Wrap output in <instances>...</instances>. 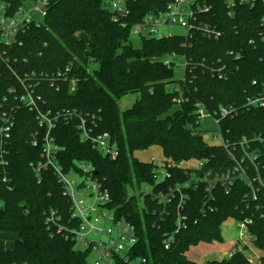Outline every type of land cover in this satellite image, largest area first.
Returning a JSON list of instances; mask_svg holds the SVG:
<instances>
[{
    "label": "trees",
    "instance_id": "trees-1",
    "mask_svg": "<svg viewBox=\"0 0 264 264\" xmlns=\"http://www.w3.org/2000/svg\"><path fill=\"white\" fill-rule=\"evenodd\" d=\"M18 7L23 0H6ZM47 15L39 27L31 26L18 37L19 43L7 51L12 67L18 73L36 72L66 74L67 82L58 90L48 84L38 85L43 94V111L63 109L94 115L97 132H107L116 142L119 156L112 161L81 142L76 123H58L52 135L61 148L58 159L65 169L76 161L91 163L97 175L104 179L117 215L134 225L138 242L133 257L146 264H196L187 252L199 244L222 243L221 225L229 219H249L250 242L260 252L264 264V143L252 141L264 138V108L245 107V96L255 93L264 84V30L260 18L264 9L239 6L233 17H227L222 0L213 2L205 15L223 35L218 40L206 39L197 33L190 37L141 38L139 48L130 44L132 26L153 12L164 10L173 0H138L130 6L131 16L124 27L105 8L107 0H47ZM260 1V0H259ZM253 41L252 44L249 42ZM233 51V56L227 52ZM182 57L186 68L183 79H174V64L164 65L166 57ZM235 56L238 59L235 60ZM220 59L226 63L228 77L218 80L204 70ZM95 64L96 68L91 69ZM208 69V68H206ZM75 81L70 92L68 80ZM252 81L258 87L252 86ZM18 85L4 65L0 66V117L5 107L17 102L8 90ZM138 94V99L123 112L118 103L125 96ZM175 98L184 102L176 106ZM198 105L213 115L220 107H234L236 115L220 119L219 134L230 144L240 161L238 142L245 138L247 151L254 154L251 162H242L256 190L243 180H236L228 194L218 184L204 209L205 183L189 191L185 213L187 227L174 235L172 246L165 250V235L174 233V204L167 214L148 196L131 195L142 185L153 184L154 165L135 157L136 153L158 148L171 178L159 190H166L188 178L190 169L177 170L175 165L201 164L199 176L232 170L235 162L225 149L207 144L199 132L196 114ZM33 112L20 107L7 144L0 148L5 165H0V233L12 234L15 241L8 249L0 239V264H90L88 252L78 250L75 243L56 229H47L45 213L58 210L61 224L70 218L69 204L53 173L48 169L36 176L30 163L40 160L41 141L32 145L31 137L40 128ZM186 172V173H185ZM261 180V183L259 182ZM257 178V179H254ZM242 249L230 257L207 264H250Z\"/></svg>",
    "mask_w": 264,
    "mask_h": 264
},
{
    "label": "built area",
    "instance_id": "built-area-1",
    "mask_svg": "<svg viewBox=\"0 0 264 264\" xmlns=\"http://www.w3.org/2000/svg\"><path fill=\"white\" fill-rule=\"evenodd\" d=\"M138 0H107L106 9L111 13L114 20L121 26L128 24L131 16L130 6ZM223 8L227 17H233L235 9L241 6L253 8L260 4L264 9V0H222ZM213 2L208 0H173L169 2L164 10H159L146 15L139 23L132 26L131 36L141 39L143 36L155 37L159 29L163 27H178L183 30L182 36L190 37L194 34H201L206 39L218 40L223 35L222 31L205 19L213 9ZM47 0H23L18 7H14L6 0H0V66L4 65L17 80L18 85L8 90V94L17 102L13 106L5 107L0 117V148L7 144L10 139L11 131L14 127L15 114L20 107L27 109L35 114V119L40 128V132L32 135V145L36 146L41 141L40 160L30 163L32 172L40 176L44 170H50L57 183L62 189V195L67 199L69 204L70 218L65 224H61V217L58 210H49L45 213V225L47 229L54 228L57 232L63 233L64 237L75 243L78 250L88 252L90 264H146L145 259L133 257L132 250L138 242V236L133 224L125 218L117 215V208L112 207V199L108 189L105 187L104 179L97 175L95 167L85 161H76L74 164L65 169L58 159V153L61 148L57 145L52 135L58 123L64 125L76 123L79 132L80 141L89 143L97 153L112 161L119 156V150L116 142L107 132H97L98 121L95 116L82 114L76 110L63 109L52 113L50 110L43 111L41 105L44 104L43 94L38 90V85L44 83L49 87L58 90L59 84L67 82L66 74L69 68L64 72L55 73H36L23 72L18 73L17 69L12 67L19 60L13 57H7V51L4 48H10L19 43L18 37L24 34L31 26L39 27L47 15ZM260 26L264 30V16L260 18ZM130 36V38H131ZM158 36L157 38H160ZM250 44L253 41L249 42ZM20 44V43H19ZM228 56H233L234 52H227ZM168 58H164V65L169 66ZM184 59V58H183ZM238 56H235V60ZM215 64L204 67L211 76L218 80H225L228 77L226 63L220 59ZM183 68H186L184 59ZM208 68V69H206ZM253 87H258L256 81H252ZM68 89L72 92L75 89V81L68 80ZM184 102L183 98H175L176 106ZM244 105L250 109L264 108V84L260 85L259 90L245 96ZM237 111L234 107H220L213 115H210L206 109L198 105L196 114L198 115L199 125L203 117L210 118L216 126L220 143L217 146L227 151L230 158L235 162L232 170L224 173L211 175L206 173L199 176L202 170L201 164L194 167H184L181 164L175 165L177 170L190 169L188 178L185 181L178 182L166 190H159V187L165 180L171 178L165 166L164 160L151 157L147 162L154 165L152 170L153 184L142 185L140 190L132 192L131 195L136 197L142 194L148 196L154 203L161 207L160 215L167 214L168 207L174 204V233L165 235L162 245L168 250L174 243V235L187 227V217L185 213L186 203L189 199V191L195 189L198 183H205V201L201 212L204 209L212 210L209 202L214 199L213 190L220 184L225 194H228L236 180L240 179L246 182L251 189L252 198L256 197V190L252 188V182L247 175V171L242 166L245 158L251 162L255 159L254 154L247 151L248 142L242 138L238 142L241 149L242 157L237 160L231 148L236 144H230L219 134L220 119L232 117ZM217 138V136H212ZM252 141L264 143V138L256 136ZM0 154V165H5ZM185 172V173H186ZM77 178L79 180H77ZM257 179V178H254ZM261 183V180L258 179ZM251 224L249 219L236 221L238 234L240 238L250 239L248 226ZM248 241L242 243L240 250L247 248ZM229 253L225 257H230Z\"/></svg>",
    "mask_w": 264,
    "mask_h": 264
},
{
    "label": "rangeland",
    "instance_id": "rangeland-1",
    "mask_svg": "<svg viewBox=\"0 0 264 264\" xmlns=\"http://www.w3.org/2000/svg\"><path fill=\"white\" fill-rule=\"evenodd\" d=\"M104 6H106V2H104ZM160 35L156 34L155 37L161 36V37H167L171 35H182L183 30L178 27H163L159 29ZM130 44L133 48H139L141 45V39L135 36H131L129 39ZM169 62L174 64V79L175 80H182L184 75V68L183 63L184 59L182 57H171L168 58ZM96 68V65H91V69ZM138 99V94L132 95L129 94L122 98L119 103V110L121 112L129 109L131 105L134 103L135 100ZM199 132L201 133L203 140L212 146H217L220 143L218 133L216 132V126L212 122L210 118L203 117L200 121V125L198 128ZM212 136H217V138H212ZM135 157H137L139 160L147 162L151 157H155L158 160L161 158V152L158 148H152L150 150L136 153ZM197 163L195 162H189L186 164H182L184 167H194ZM77 180H79L77 178ZM140 190V189H136ZM221 234L223 241L222 243H216V244H199L196 247L190 248V250L187 252L186 256L188 259L196 262L197 264H206L207 261H210V259H216L220 260L223 258V253H230L234 250V245H242V243L245 244V241H249L250 239L240 238L238 234V228L236 226V221L234 219H229L226 222H224L221 227ZM5 236V235H4ZM6 239L4 240L6 243H8V249L12 246L14 241V235L7 234ZM246 249V248H245ZM260 252L254 247L252 242L248 243L247 250L245 251V256L249 260L250 264H261L260 262Z\"/></svg>",
    "mask_w": 264,
    "mask_h": 264
},
{
    "label": "crops",
    "instance_id": "crops-1",
    "mask_svg": "<svg viewBox=\"0 0 264 264\" xmlns=\"http://www.w3.org/2000/svg\"><path fill=\"white\" fill-rule=\"evenodd\" d=\"M7 235V234H5V233H0V239H2L3 241L6 239V237L5 236ZM11 235V234H10ZM14 239V241H15V237L13 238ZM14 241H13V243H11V244H13L14 245ZM250 241V240H249ZM249 241H248V243H249ZM4 243H5V246H6V248L8 247V243H6L5 241H4ZM213 244H216V243H213ZM206 245H208V244H206ZM210 245H212V244H210ZM240 247H241V245H234V250H236V249H240ZM248 247V246H247ZM12 248H13V246H12ZM11 247L9 248V249H12ZM233 250V251H234ZM247 250V248L243 251V255L245 256V251ZM233 251H231V252H233ZM230 252V253H231ZM229 254V253H228ZM223 258H225V256L227 255V253H223ZM259 256H261V255H259ZM246 257V256H245ZM222 259V258H221ZM210 261H216V259H210ZM210 261H207V262H210ZM207 262H206V264H207ZM196 263V262H195ZM197 264V263H196Z\"/></svg>",
    "mask_w": 264,
    "mask_h": 264
}]
</instances>
